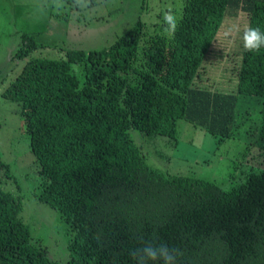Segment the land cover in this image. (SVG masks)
Segmentation results:
<instances>
[{
  "label": "trees",
  "instance_id": "16d2710c",
  "mask_svg": "<svg viewBox=\"0 0 264 264\" xmlns=\"http://www.w3.org/2000/svg\"><path fill=\"white\" fill-rule=\"evenodd\" d=\"M181 12L174 36L147 34L138 21L108 47L27 58L1 92L20 105L39 164L36 198L73 233L66 264H138L132 253L145 243L166 245L174 264H264V169L223 188L150 166L129 134L173 138L184 119L225 138L239 96H255L264 153V49L247 52L241 41L234 92L197 83L226 17L244 13L245 27L264 31V0H183ZM23 36L14 56L40 46L36 36ZM73 64L82 67V82ZM21 208L18 196L0 188V264H55L32 242Z\"/></svg>",
  "mask_w": 264,
  "mask_h": 264
},
{
  "label": "rangeland",
  "instance_id": "374dc122",
  "mask_svg": "<svg viewBox=\"0 0 264 264\" xmlns=\"http://www.w3.org/2000/svg\"><path fill=\"white\" fill-rule=\"evenodd\" d=\"M183 0H0V188L13 192L22 203L20 219L29 226L32 242L46 249L50 261L66 264L72 231L60 212L38 200L39 164L29 146V134L20 105L1 92L21 70L27 58H65L69 49L108 47L138 21L147 34L163 33L164 11L179 18ZM247 17H226L207 52L197 83L212 90L234 92L240 63L241 33ZM232 30L231 38L225 32ZM23 35L36 36L40 46L29 56H14ZM79 81L83 69L73 64ZM261 99L239 96L231 136L220 138L184 119L177 121L175 137H149L131 128L130 137L144 160L162 172L212 180L229 188L245 181L250 172L264 169V153L256 137Z\"/></svg>",
  "mask_w": 264,
  "mask_h": 264
},
{
  "label": "clouds",
  "instance_id": "9594fccd",
  "mask_svg": "<svg viewBox=\"0 0 264 264\" xmlns=\"http://www.w3.org/2000/svg\"><path fill=\"white\" fill-rule=\"evenodd\" d=\"M77 6L84 7L85 0H74ZM164 32L169 36H174L179 28V18L174 11L169 8L163 13ZM226 38H231L232 30L225 32ZM242 43L245 51L258 53L264 49V31L259 27L247 26L243 30ZM134 259H138V264H149V261L163 260L164 264H174V254L166 245H154L145 243L142 248L134 250Z\"/></svg>",
  "mask_w": 264,
  "mask_h": 264
}]
</instances>
